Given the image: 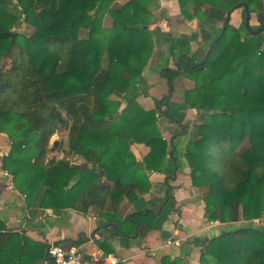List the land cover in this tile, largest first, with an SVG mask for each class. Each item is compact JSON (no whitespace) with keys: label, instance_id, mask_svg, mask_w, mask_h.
Masks as SVG:
<instances>
[{"label":"trees","instance_id":"16d2710c","mask_svg":"<svg viewBox=\"0 0 264 264\" xmlns=\"http://www.w3.org/2000/svg\"><path fill=\"white\" fill-rule=\"evenodd\" d=\"M116 1L0 0V135L10 142L0 165L28 209L85 213L95 208L118 234L134 237L150 232L158 215L144 211L121 219L118 207L124 199L132 203L149 191L147 172H162L170 148L158 127L156 109L145 110L135 100L121 108L112 98L142 83L154 50V0H126L119 6ZM176 3L188 22L203 21L207 8L225 15L243 10L238 4L256 19L264 15V0ZM22 25L31 30L29 35L20 32ZM193 66L190 63L180 74L194 84L184 91V104L200 116L185 158L206 219L222 224L260 219L262 44L257 36L242 37L228 23L203 63ZM168 78L173 83L177 75L168 72ZM61 130L68 133L65 157L46 162L50 139ZM135 144L149 149L142 162L131 151ZM68 156L83 162L72 163ZM46 250L22 234L0 228V264H34ZM30 252L32 257L27 256ZM209 257L213 264H264V232H222L204 247L200 263L208 264ZM180 263L161 259V264Z\"/></svg>","mask_w":264,"mask_h":264},{"label":"crops","instance_id":"0c3cea01","mask_svg":"<svg viewBox=\"0 0 264 264\" xmlns=\"http://www.w3.org/2000/svg\"><path fill=\"white\" fill-rule=\"evenodd\" d=\"M125 1L117 0L116 4L119 6ZM150 11L153 16L151 31L154 50L144 68L142 83L134 91L116 94L112 98L121 102V108L130 100H135L145 110L156 109L158 127L170 148L162 172H147L149 191L140 194L132 203L124 199L118 207L117 214L121 219L144 211L156 213L158 216L153 229L143 235L124 237L95 208H89L85 213L72 209H28L25 197L11 187L8 178L2 176L0 228L22 234L32 243L46 248L52 243L74 246L86 261L115 258L118 264H161L164 257L180 260V264H202L200 257L204 247L222 232L242 228L264 232V221L259 225H253L251 221L231 224L208 222L205 204L192 186L185 158L186 145L200 116L184 104L183 93L193 87V82L180 74L186 65L199 64L205 58L210 44L221 32L225 14L207 8L203 21L188 22L181 16L176 0H154ZM244 16V10L236 9L231 12L229 21L242 37L249 34L244 27ZM250 27L254 30L260 27L258 19L252 15ZM257 39L263 40L264 45V33L258 35ZM168 72L177 75L173 83L169 82ZM55 135L50 139L49 148L54 140L59 145L56 149L50 148L46 162H57L65 157L68 133L66 137L57 135L55 138ZM9 145V140L0 135V158L8 152ZM131 151L136 160L142 162L149 149L135 144ZM67 159L77 164L83 162L78 156H68ZM86 167L91 169L92 165L86 164ZM103 182V179L99 180L100 185ZM112 218L118 217L115 215ZM166 241H170L171 245H167ZM28 245L35 248L31 243ZM32 255L31 252L27 254L28 257ZM207 262L214 263L210 257ZM34 264L52 263L45 252Z\"/></svg>","mask_w":264,"mask_h":264},{"label":"built area","instance_id":"2783aa9c","mask_svg":"<svg viewBox=\"0 0 264 264\" xmlns=\"http://www.w3.org/2000/svg\"><path fill=\"white\" fill-rule=\"evenodd\" d=\"M4 156H7V153H4ZM0 176L8 178L10 180L11 187H13L10 174L7 171L3 170L1 168V165ZM261 221H264V218L252 220L251 224L259 225ZM166 244L171 245V242L166 241ZM46 254L52 264H118V260L115 258H108L99 261H86L84 260L78 249L74 246L65 247L53 243L48 245Z\"/></svg>","mask_w":264,"mask_h":264},{"label":"water","instance_id":"95a60500","mask_svg":"<svg viewBox=\"0 0 264 264\" xmlns=\"http://www.w3.org/2000/svg\"><path fill=\"white\" fill-rule=\"evenodd\" d=\"M237 6H238V7H243L244 14H245V16H244V27H245V29L247 30V32H248L250 35L254 36V37H256V36H258V35L264 33V15H260V16L258 17V23H259L260 27H259L258 29H255V30H254V29H252V28L250 27L251 15H250V13H249V11H248V8H247L244 4H238ZM230 17H231V11H228V12L226 13V15H225V20H224V22H223V26H222L221 32H220L219 36H218L217 38H215V39L212 41V43L210 44L209 49H208V51H207V53H206L205 58H206L207 55L209 54V51H210V48L212 47V45H213L214 43H216V42L218 41V39L223 35V33H224V31H225V29H226V27H227V25H228V23H229V21H230ZM205 58H204L199 64H196L195 66L201 65V64L203 63V61L205 60ZM195 66H193V67H195ZM187 68H188V65H186V69H187ZM177 73H179V71H178ZM58 145H59V142H58L57 140L51 141V143H50V148H52V149H56V148L58 147ZM188 171H189V170H188Z\"/></svg>","mask_w":264,"mask_h":264},{"label":"rangeland","instance_id":"374dc122","mask_svg":"<svg viewBox=\"0 0 264 264\" xmlns=\"http://www.w3.org/2000/svg\"><path fill=\"white\" fill-rule=\"evenodd\" d=\"M109 24H110V21L107 19L106 22H105V26H109ZM19 30H20V32H23V33L28 34V35L30 34V31H31L29 28L25 27L24 25H22ZM257 41L262 44L263 40H258L257 39ZM262 49H264V45H262ZM199 118L200 117H198V119ZM66 133H67V131L61 130V131L56 133L55 138H56L57 135H59L60 137H66ZM52 138H53V136L51 137V139Z\"/></svg>","mask_w":264,"mask_h":264}]
</instances>
